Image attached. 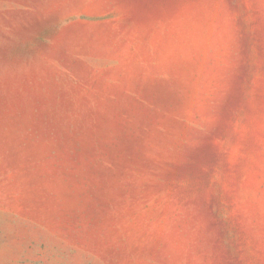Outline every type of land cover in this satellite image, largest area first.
Returning a JSON list of instances; mask_svg holds the SVG:
<instances>
[{"label": "rangeland", "instance_id": "374dc122", "mask_svg": "<svg viewBox=\"0 0 264 264\" xmlns=\"http://www.w3.org/2000/svg\"><path fill=\"white\" fill-rule=\"evenodd\" d=\"M0 264H264V0H0Z\"/></svg>", "mask_w": 264, "mask_h": 264}]
</instances>
